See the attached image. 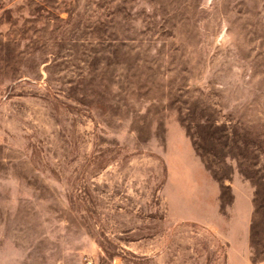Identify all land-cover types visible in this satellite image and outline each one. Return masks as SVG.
Here are the masks:
<instances>
[{"label": "rangeland", "instance_id": "1", "mask_svg": "<svg viewBox=\"0 0 264 264\" xmlns=\"http://www.w3.org/2000/svg\"><path fill=\"white\" fill-rule=\"evenodd\" d=\"M256 182L264 0H0L5 264H264Z\"/></svg>", "mask_w": 264, "mask_h": 264}, {"label": "trees", "instance_id": "2", "mask_svg": "<svg viewBox=\"0 0 264 264\" xmlns=\"http://www.w3.org/2000/svg\"><path fill=\"white\" fill-rule=\"evenodd\" d=\"M213 127H216V124H213ZM210 127V128H211ZM208 129V132H204L202 130V127L200 124H195L193 131H191V128H187V132L188 135L191 138L192 144L194 146V150L196 152L197 155L202 156L203 154L201 153V149H204L203 147V143L212 140L213 137V131L211 133L212 129ZM207 150V149H206ZM210 151V150H208ZM262 184V185H261ZM264 190V184L262 182H256V188L253 192V213H252V224L250 225V232H249V243H250V247L252 249V257L254 259V261H258V256H260L264 251L259 247V242L256 239V235H258V232H256L255 230V224L253 221V218L255 216V214L259 213V203H257L259 201V199H261L262 197V191ZM221 197L222 199H226V197L228 198L227 200L230 201L232 199V194L230 192V187L228 185H225L223 182L221 183Z\"/></svg>", "mask_w": 264, "mask_h": 264}, {"label": "crops", "instance_id": "3", "mask_svg": "<svg viewBox=\"0 0 264 264\" xmlns=\"http://www.w3.org/2000/svg\"><path fill=\"white\" fill-rule=\"evenodd\" d=\"M1 255V254H0ZM10 259L9 255L7 254H2L0 261H2V264H5L6 261Z\"/></svg>", "mask_w": 264, "mask_h": 264}]
</instances>
